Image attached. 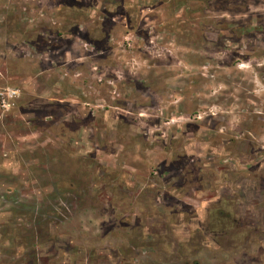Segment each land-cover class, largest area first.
<instances>
[{"label":"rangeland","instance_id":"rangeland-1","mask_svg":"<svg viewBox=\"0 0 264 264\" xmlns=\"http://www.w3.org/2000/svg\"><path fill=\"white\" fill-rule=\"evenodd\" d=\"M6 88L0 264H264V0H0Z\"/></svg>","mask_w":264,"mask_h":264},{"label":"built area","instance_id":"built-area-1","mask_svg":"<svg viewBox=\"0 0 264 264\" xmlns=\"http://www.w3.org/2000/svg\"><path fill=\"white\" fill-rule=\"evenodd\" d=\"M17 93V90L10 88L0 91V107L4 110H9L13 105L14 99L17 97Z\"/></svg>","mask_w":264,"mask_h":264},{"label":"flooded vegetation","instance_id":"flooded-vegetation-1","mask_svg":"<svg viewBox=\"0 0 264 264\" xmlns=\"http://www.w3.org/2000/svg\"><path fill=\"white\" fill-rule=\"evenodd\" d=\"M119 258H120V257H119ZM124 261H126L125 258H120L119 261H118V263H121V264H122V262H123V264H124ZM125 264H126V262H125Z\"/></svg>","mask_w":264,"mask_h":264},{"label":"trees","instance_id":"trees-1","mask_svg":"<svg viewBox=\"0 0 264 264\" xmlns=\"http://www.w3.org/2000/svg\"><path fill=\"white\" fill-rule=\"evenodd\" d=\"M73 3H74V2H73ZM73 3H72V4H73ZM69 18H70V17H69Z\"/></svg>","mask_w":264,"mask_h":264}]
</instances>
